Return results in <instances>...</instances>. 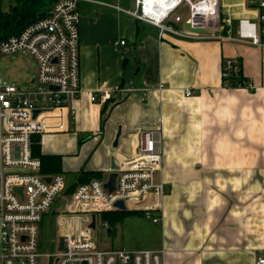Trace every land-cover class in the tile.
Segmentation results:
<instances>
[{"label": "crops", "instance_id": "1", "mask_svg": "<svg viewBox=\"0 0 264 264\" xmlns=\"http://www.w3.org/2000/svg\"><path fill=\"white\" fill-rule=\"evenodd\" d=\"M130 2L78 3L82 93L45 117L41 152L60 154L64 175L83 169L107 176L112 158L135 151L139 129L159 126L166 194L152 250H165L163 264H257L264 255V47L159 37L127 12L135 10ZM218 5L228 34L239 19L257 18L258 0ZM226 58L239 63L251 89L222 85ZM117 87L137 90L104 112V103L89 99Z\"/></svg>", "mask_w": 264, "mask_h": 264}, {"label": "built area", "instance_id": "2", "mask_svg": "<svg viewBox=\"0 0 264 264\" xmlns=\"http://www.w3.org/2000/svg\"><path fill=\"white\" fill-rule=\"evenodd\" d=\"M80 1L56 0L47 14L0 41V55L27 53L37 65L36 75L26 87L7 83L0 76V264H42V260L43 264H163L164 249H101L95 236L97 226L99 240L102 231L111 227L103 213L122 211L115 206L116 201H123L126 211L142 213L155 223L161 218L166 184L159 177L163 161L159 126L138 130L135 151L116 162V186L111 192L104 188L107 175L78 182L72 192L66 193V176L43 174L41 160L33 155V136L49 130L45 120L48 113L82 93ZM131 1L135 10L127 12L156 27L159 37L235 41L264 47V0H258L256 20L239 19L234 34L225 32L226 22L220 17L218 0ZM105 4L126 11L118 5ZM181 6L188 10L185 20L178 13ZM185 23L191 28L187 29ZM240 73L241 67L234 58L223 60L224 87L231 85V77ZM235 85L252 88L248 79L236 80ZM134 90L137 89L105 88L88 95L91 101L104 103ZM140 90L143 97L146 89ZM191 92L188 88L184 91L187 96ZM36 109L39 113L33 116ZM45 177H50V181ZM152 213H157V217H152ZM47 214L54 215L58 231L55 248L49 252L43 250V243L39 246L38 237ZM257 264H264V255L258 257Z\"/></svg>", "mask_w": 264, "mask_h": 264}, {"label": "rangeland", "instance_id": "3", "mask_svg": "<svg viewBox=\"0 0 264 264\" xmlns=\"http://www.w3.org/2000/svg\"><path fill=\"white\" fill-rule=\"evenodd\" d=\"M19 1L22 0H0V10H7L17 3L20 5ZM130 6L134 7L132 1L130 2ZM80 7L82 11V6ZM178 13L181 14L182 20L188 17V10L185 6H181L178 9ZM36 72L37 65L27 53L0 55V76L7 83L26 87L25 82L33 78ZM62 203L63 201L60 202V204ZM152 217H157V213H152ZM56 226L57 224L54 222L53 214L45 215L39 226V246L41 247V243H43V250L46 252L52 251L55 248L56 237H58ZM115 227L117 229L115 236H108L105 231H102L101 240H99L100 229L97 226L95 236L97 237V245L99 248L142 250L152 249L158 246L160 240L159 223L153 222L152 218H148L142 213L127 212V214L122 215L121 219L117 220ZM41 263L43 264L44 260Z\"/></svg>", "mask_w": 264, "mask_h": 264}, {"label": "trees", "instance_id": "4", "mask_svg": "<svg viewBox=\"0 0 264 264\" xmlns=\"http://www.w3.org/2000/svg\"><path fill=\"white\" fill-rule=\"evenodd\" d=\"M56 0H22L20 5H16L10 7L7 11L0 10V41L5 39L11 34L18 33L24 26H26L31 21L35 20L38 17H42L52 8ZM137 22H143L137 19ZM242 72L239 76L231 77V85H227L226 87H236L235 82L243 81L244 77H242ZM222 85L224 83L223 78H221ZM110 100L104 102L102 106L101 112L105 111L106 106ZM39 135L34 137L33 144V155L38 156L41 160V172L43 174H54V173H62L64 174L61 166L62 156L60 154H44L41 152L40 147V137ZM66 175V174H65ZM101 173L98 171H86L79 170L76 173H72L71 176H67L68 179V188L66 193L72 192L74 186L78 182H86L91 178L101 177ZM129 213H135L133 211H111L105 212L102 214L103 219L107 220L109 225L113 228L116 226V222L118 219H121L122 215Z\"/></svg>", "mask_w": 264, "mask_h": 264}, {"label": "water", "instance_id": "5", "mask_svg": "<svg viewBox=\"0 0 264 264\" xmlns=\"http://www.w3.org/2000/svg\"><path fill=\"white\" fill-rule=\"evenodd\" d=\"M185 27L187 29L191 28L188 23H185ZM191 30H194V31H197V32H203L202 29H191ZM38 113H39V110H37V109L34 110L33 111V116H35ZM119 134H120V127H118V130H117L115 139L113 141V146H116L117 145V140H118ZM15 150L17 152V148H15ZM110 170L111 171L108 174V179L104 183V188H105V190L107 192H111L112 190L115 189V186H116V176H117L116 170H117V165H116V163L114 161V158L111 159ZM45 180L46 181H50V177H45ZM16 190L19 191V192L21 191L20 188H17ZM115 206L118 209L122 210V211H125L126 210V207H125L123 201H116ZM91 227H94V220L91 223ZM106 234L108 236H115V234H116V228L115 227H113V228L112 227H108L106 229ZM61 248H62V240L60 239V241H59V249H61Z\"/></svg>", "mask_w": 264, "mask_h": 264}, {"label": "bare ground", "instance_id": "6", "mask_svg": "<svg viewBox=\"0 0 264 264\" xmlns=\"http://www.w3.org/2000/svg\"><path fill=\"white\" fill-rule=\"evenodd\" d=\"M149 1H151V0H149ZM158 1V0H157Z\"/></svg>", "mask_w": 264, "mask_h": 264}]
</instances>
